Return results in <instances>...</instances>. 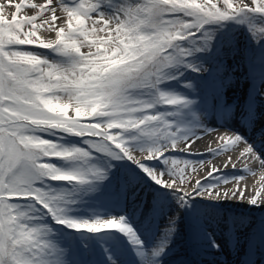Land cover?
<instances>
[{
    "label": "snow or ice",
    "instance_id": "1",
    "mask_svg": "<svg viewBox=\"0 0 264 264\" xmlns=\"http://www.w3.org/2000/svg\"><path fill=\"white\" fill-rule=\"evenodd\" d=\"M180 243L264 264V0H0V264Z\"/></svg>",
    "mask_w": 264,
    "mask_h": 264
},
{
    "label": "bare ground",
    "instance_id": "2",
    "mask_svg": "<svg viewBox=\"0 0 264 264\" xmlns=\"http://www.w3.org/2000/svg\"><path fill=\"white\" fill-rule=\"evenodd\" d=\"M206 144L207 141H205L204 143H200L199 144L200 149L205 148ZM222 159L223 157L213 160V163H219L220 160ZM254 179L255 177H248V183L251 184ZM183 247H184L183 243L177 245V254L173 256V258H169L168 264H182V261L187 259L186 255L183 252ZM209 259H212V257H209ZM217 259H222V260L226 259L229 261V264H232V262L235 261L237 258L234 255H230L226 253L224 257H218Z\"/></svg>",
    "mask_w": 264,
    "mask_h": 264
},
{
    "label": "rangeland",
    "instance_id": "3",
    "mask_svg": "<svg viewBox=\"0 0 264 264\" xmlns=\"http://www.w3.org/2000/svg\"><path fill=\"white\" fill-rule=\"evenodd\" d=\"M213 146H214V145H213ZM203 149H204V148H203ZM203 149H202V150H203ZM220 158H221V157H220ZM171 258H173V257H171Z\"/></svg>",
    "mask_w": 264,
    "mask_h": 264
}]
</instances>
